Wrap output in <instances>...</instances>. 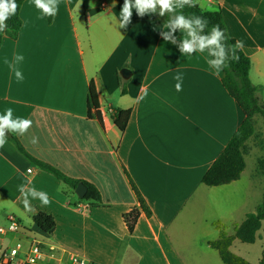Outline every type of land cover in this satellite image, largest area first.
Segmentation results:
<instances>
[{
  "label": "crops",
  "instance_id": "crops-1",
  "mask_svg": "<svg viewBox=\"0 0 264 264\" xmlns=\"http://www.w3.org/2000/svg\"><path fill=\"white\" fill-rule=\"evenodd\" d=\"M113 3L60 0L49 22L33 0H25L17 38H3L0 115L11 108L13 119H31L32 127L23 136L12 133L25 150L93 184L102 202H79L76 193H68L7 137L0 148V225L13 214L36 229L37 217H47L52 231L40 228L37 235L81 254L88 264H225L209 245L219 238L216 224L233 234L255 210V189L262 200L264 178L253 167L249 181L244 178L246 167L229 184L207 186L202 178L245 113L224 88L223 71L215 74L208 65L207 52L181 54L178 45L160 35L168 29L156 13L140 17L133 8L131 23L120 28L112 18L119 19L124 0ZM208 6L211 11L202 9L219 12L228 34L243 41L252 63L251 81L264 101V0H211ZM175 35L179 40L183 33ZM16 55L23 60L15 63ZM9 64L22 72V80ZM123 68L130 70L128 78L121 75ZM177 73L183 77L179 92ZM90 83L97 91L102 124L88 114ZM142 88L147 95L138 100ZM115 110L124 112L121 127L114 122ZM33 136L38 143L31 142ZM25 176L32 187L48 194L49 205L32 200V211L24 209L17 186L26 182ZM130 179L151 217L141 210ZM11 236L15 243L22 239L21 234ZM237 240L232 252L258 264L264 244L259 253L243 254Z\"/></svg>",
  "mask_w": 264,
  "mask_h": 264
},
{
  "label": "trees",
  "instance_id": "trees-1",
  "mask_svg": "<svg viewBox=\"0 0 264 264\" xmlns=\"http://www.w3.org/2000/svg\"><path fill=\"white\" fill-rule=\"evenodd\" d=\"M24 2L25 0H16L18 5L17 11L15 15H12L6 21L8 30L4 33H0V47L5 36L17 38L22 26L20 9ZM177 11H183L185 15H198L207 19L208 26L205 29L204 34L210 32L212 26L219 25L227 38L226 45L231 47L235 44L236 41L228 34L222 15L219 12L205 11L199 5L195 7L185 6L182 10L178 9ZM155 13L158 19L164 23L169 18L167 13L164 16H160L159 8H157ZM46 18L49 22L53 20V17L50 16H46ZM237 54L239 60L230 59L229 66L223 70L224 76L222 78V83L229 95L235 99L245 113V119L233 137L229 140L220 156L203 175L202 182L207 186H220L240 179L241 174L246 167L245 155L247 153V143L256 133V117L261 115L264 118V101L258 95V86L253 84L250 78L252 66L251 60L243 50H238ZM88 108L89 117H95L102 124L103 119L100 112V102L93 83H90L89 85ZM112 116L115 124L121 127L123 124L124 112L115 110ZM7 135L8 138L15 142L19 152L33 161L41 170H44L59 179L67 188L68 193H75L77 184L83 182L87 186V193L83 199H79V202L87 203L91 206H97L102 202L101 194L93 184L72 178L56 167L36 159L25 150L17 136L10 132L7 133ZM258 171L264 176V158L258 159ZM130 184L137 197L141 210L147 217H151L152 212L149 206L131 179ZM263 220L264 193L260 204H258L253 212L248 213L239 225L234 227L233 234H228L224 227L217 223L216 226L219 229V238L209 241V245L219 252L221 259L225 264H252L244 257L232 252L231 246L236 239L248 244L254 243L257 239V232L261 229ZM36 221L43 231H52V225L47 217H37ZM258 264H264V248L261 260Z\"/></svg>",
  "mask_w": 264,
  "mask_h": 264
},
{
  "label": "clouds",
  "instance_id": "clouds-1",
  "mask_svg": "<svg viewBox=\"0 0 264 264\" xmlns=\"http://www.w3.org/2000/svg\"><path fill=\"white\" fill-rule=\"evenodd\" d=\"M60 0H33L35 7L42 11L46 16L54 17L58 11ZM211 0H208L206 5L202 0H124L120 9V17L116 20L112 18L113 22L120 28H126L131 23L132 10H136L137 15L143 17L146 14H152L159 8V15L164 16L168 14V20L164 23V27L168 31H161L160 35L167 42L178 45L181 54L191 55L196 52H207L209 59L208 65L214 70L215 74H219L229 66V60H239L237 51L243 50V41L237 40L231 47L226 45V37L224 31L219 25L212 26L210 32L204 34L208 26L207 19L198 15H185L182 10L185 6L195 7L199 5L201 8L211 11L208 6ZM115 6V0L113 3ZM18 5L16 0H0V33L8 30L6 21L15 15ZM179 31L183 36L177 38L175 33ZM15 63L23 60L22 55L15 56ZM8 63V61H5ZM13 69L17 80L23 79V74L19 71L15 64H9ZM177 81L175 88L179 92L182 90V74L177 73L174 77ZM120 90L113 94L112 99H116ZM147 95V89L142 88V94L137 98L138 100L144 99ZM32 120L27 118L13 119L12 109L8 108L5 114L0 115V148L7 142V133H15L23 136L32 127ZM33 144L38 143V137L33 136ZM31 170L29 169V172ZM24 183L17 186V191L20 193L18 199H22L24 209L32 211V200H39L41 205H49L50 199L46 192L39 191L32 187V181L29 177L25 176Z\"/></svg>",
  "mask_w": 264,
  "mask_h": 264
},
{
  "label": "built area",
  "instance_id": "built-area-1",
  "mask_svg": "<svg viewBox=\"0 0 264 264\" xmlns=\"http://www.w3.org/2000/svg\"><path fill=\"white\" fill-rule=\"evenodd\" d=\"M27 170L31 173L32 168ZM36 229L24 226L13 214L0 225V236L21 234L14 245L0 246V264H88L87 259L75 251L64 250L37 235Z\"/></svg>",
  "mask_w": 264,
  "mask_h": 264
},
{
  "label": "rangeland",
  "instance_id": "rangeland-1",
  "mask_svg": "<svg viewBox=\"0 0 264 264\" xmlns=\"http://www.w3.org/2000/svg\"><path fill=\"white\" fill-rule=\"evenodd\" d=\"M256 133L255 136H253V138H251L248 141L247 144V157H246V174L244 175V178L247 179L249 181L250 179V171L251 168L253 167V169H256V175L257 176H262L264 178V176L258 171V159L264 158V118L261 115H258L256 117ZM261 202V195L259 193L258 190L255 189V194H254V201H253V205L252 208H256L257 204ZM15 242H13V238L11 236V234H7L4 237V243L3 246L7 247V246H12L14 245ZM264 244V220L262 222V229L260 232V238L257 241L256 244L251 245V244H247L244 242H241L239 240H237V248L240 250L241 253L246 254L247 250H252L254 253H259L260 251V247L261 245ZM244 245V246H241ZM252 258V257H251ZM254 260V259H252Z\"/></svg>",
  "mask_w": 264,
  "mask_h": 264
},
{
  "label": "water",
  "instance_id": "water-1",
  "mask_svg": "<svg viewBox=\"0 0 264 264\" xmlns=\"http://www.w3.org/2000/svg\"><path fill=\"white\" fill-rule=\"evenodd\" d=\"M121 75L124 78H128L130 75V70L127 68H123L121 70ZM75 193L79 199H83L87 193V186L83 182H79L75 188Z\"/></svg>",
  "mask_w": 264,
  "mask_h": 264
}]
</instances>
